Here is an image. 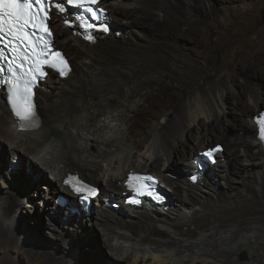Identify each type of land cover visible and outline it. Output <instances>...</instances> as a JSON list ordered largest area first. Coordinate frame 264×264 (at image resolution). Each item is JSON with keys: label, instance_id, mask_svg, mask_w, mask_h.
Wrapping results in <instances>:
<instances>
[{"label": "bare ground", "instance_id": "bare-ground-1", "mask_svg": "<svg viewBox=\"0 0 264 264\" xmlns=\"http://www.w3.org/2000/svg\"><path fill=\"white\" fill-rule=\"evenodd\" d=\"M203 1L102 0L107 21L130 30L116 38L111 33L119 26L111 23L115 29L98 33L91 44L54 19L55 45L67 49L57 47L70 73L63 80L51 73L35 88L34 128L18 129L0 92V152L16 159L13 166L1 153L0 167L7 171L2 178L23 187L43 179L45 187H32L43 216L69 251L87 244L91 263L109 254L105 264H264V148L252 123L263 110L264 94L249 81L259 73L246 45L221 41L234 32L239 16L216 21L222 14ZM126 6L129 11L121 9ZM260 32L264 45V28ZM215 48L218 61L212 65ZM186 51L203 62L190 60ZM237 85L246 87L241 96L248 103L237 110L239 118L249 119L242 137L230 136L225 116L228 92ZM218 141L225 145L219 162L198 171L197 153ZM17 159L24 167L16 169ZM129 172L161 179L169 197L162 209L122 204ZM69 174L100 189L88 213L72 198L65 208L55 204ZM167 188H173L171 195ZM21 189L0 194V248L7 239L23 241L16 216L29 193ZM87 225L100 234L99 244ZM66 258L47 255L32 264H73Z\"/></svg>", "mask_w": 264, "mask_h": 264}, {"label": "rangeland", "instance_id": "rangeland-1", "mask_svg": "<svg viewBox=\"0 0 264 264\" xmlns=\"http://www.w3.org/2000/svg\"><path fill=\"white\" fill-rule=\"evenodd\" d=\"M203 2L205 4L207 2L209 6H211V4H212V7L215 10L219 11V15L222 14V16L221 15L220 16L218 15L219 17L217 16L218 18H216V19H218V20H216V21L222 20L224 16H226V17H228L230 15L237 16V17L239 16V19L237 22L238 26L234 30L235 33L233 32L232 34H228V35L224 36L221 41H222L223 45L228 44V43H233V42H241V43H244L246 45V50L248 51L249 58H250L249 62L251 63V65L256 70H258V73H259L258 77L256 76L253 80H249V81L251 84L260 88L261 92H263V94H264V45L262 44L263 43L262 35L258 36V34L261 33L260 31L264 28V22L262 21L261 15H260L261 10L264 8V0H213V1L212 0H204ZM121 9H123L125 11H129L130 7H128V6H126V8L121 7ZM223 10H225L226 12H224ZM140 19H142V18L137 17L136 20L137 21L139 20V22H141ZM108 22L110 24L114 23L117 26H119L116 28V31H115L116 34L111 33L112 35H115L116 38L120 37L118 35H122L125 32H127L128 30H130L124 24L113 21L110 18H109ZM134 27L135 26L133 25L131 28L134 29ZM119 30H121V31L119 32ZM63 31H67V30L63 29ZM141 31L143 33H145L147 36H151L150 32L147 31V29L146 30L142 29ZM218 37H219V34H217L214 38H218ZM248 46H249V48H248ZM56 47H61L64 52H67V49L64 46H61V44H59V43L58 44L56 43ZM218 49H220V48H215L212 51L211 57L209 58L212 65H214L218 61V56H217L218 55ZM66 54H68V53H66ZM186 54H187V57L192 61H196V60L200 59L198 57V55L196 53H194L193 51L192 52L186 51ZM199 61L203 62L202 59ZM199 61H198V64H199ZM242 90H246V87H245V89H243L240 85H237L234 90H230L228 92L229 100L226 103L227 108L225 111V116L229 120H231L232 127H230V128L232 130L229 129L230 136H232L234 134H238L240 137H242L240 132H242L243 130H246L245 125H247V122L249 121V119H246V118L241 119L237 115V110L239 108H243V106L246 107L248 105V103H246L244 98L241 96ZM110 101H111L110 103L112 104V100H110ZM244 102H245V105L243 104ZM262 109H264V107ZM256 113L257 112H255V114ZM241 124L242 125L244 124V126H240ZM235 125H238L240 127H235ZM216 143L221 144L223 146V148H225V145L221 141L220 142L218 141ZM213 144H215V142L210 143L208 147H210ZM1 153H3L4 160L7 161L9 164L16 162V159L13 160L11 158L10 154L8 153V155H7L3 149L1 150L0 155H1ZM237 159H239L240 161H243V159L240 157H237ZM17 162L19 164L16 166V169L24 167L22 159H17ZM251 162L256 163L257 161L254 159H251ZM14 163L12 164L13 166H14ZM1 167H0V169H2V171L0 170V194H1V192L3 193L5 191H7L8 187H11V188H17L18 187L19 188V186H20L22 189H24V190L21 189L22 191H24L26 194L29 193L28 194L29 196L27 197L25 202L21 205L22 207L19 209V212L17 213V216H16V218L18 220L16 222V228L18 229V231L22 235V240L24 242L22 241V242L15 243L14 241L7 239L2 244V248H0V264H32L33 260L34 261L35 260L41 261L47 255H51L54 258H60L62 256L64 258L70 257L73 264H80V262H81V264L82 263L83 264H87V263L90 264L91 263L90 259H87V256H86V254L88 253L87 252L88 248L86 246L87 244H85L83 246H80V245L77 246L76 245L77 247H74V248H73L74 245L71 244L73 246L69 247L70 248V251H69L68 248L66 247V245H64V243L61 242L57 238L58 232H56V231L54 232L51 230V227L47 222L46 216L45 215L43 216L44 207L39 205L41 202V199L38 197V193H35L34 192L35 190L33 189L37 185H42V187H45L44 183H40L43 179L42 180L41 179L35 180L33 182V184H35L34 187H33V184L25 185L23 187V185L20 184L21 182L19 183V185H17L18 182L16 180L13 181V183H14L13 184L12 181L10 182L9 179L2 178L3 173L4 172L7 173V171L4 167L3 168H1ZM210 168H212V167H210ZM214 168H217V167H214ZM190 174H191L190 176L195 175L194 172H192ZM174 180H175V182L182 184V182L178 181L176 178H174ZM31 188H32V190H31ZM263 188H264V186H263ZM167 189L169 190L170 195H171L173 188L172 189L167 188ZM34 193H35V195H34ZM263 197H264V193H263ZM26 205H28L32 208H29ZM111 205L113 206V204H111ZM115 205H116V207L118 206L117 204H115ZM20 221H21V223L19 224ZM85 228L90 230L93 238L96 241L95 244H99L97 242V240H98L100 234L99 233L97 234V231L93 230L92 227H90L89 225H87V227H84V229ZM32 250L34 253L36 252L37 254H33V256H32V254L30 253V251H32ZM259 252L261 254H264V251L263 250L261 251V249L259 250ZM68 253H69V255H68ZM64 254H65V256H64ZM108 255L109 254H107V258L105 257L106 255H104L102 261H99L97 263H91V264H105V263L111 261V259H109L110 256H108ZM239 258L242 261H244L246 259V255L244 253H241L239 255Z\"/></svg>", "mask_w": 264, "mask_h": 264}, {"label": "snow or ice", "instance_id": "snow-or-ice-1", "mask_svg": "<svg viewBox=\"0 0 264 264\" xmlns=\"http://www.w3.org/2000/svg\"><path fill=\"white\" fill-rule=\"evenodd\" d=\"M66 2L72 7L91 12L93 19H101L100 16H97L96 10L90 7L97 4L99 0H66ZM48 3L49 0H0V41H4L5 37L8 38V44L17 41L18 44L12 47V52L19 54L23 48L25 55L22 57L18 55L17 58L31 65V67L25 70L14 59L12 65L9 66L11 70L9 103L21 129L37 126L34 102L35 93L33 91L37 79L36 74L38 73L40 77L46 76L47 72L44 71L45 66L57 70L61 76H66L70 71L66 60L59 52L54 53V59H46V57L53 55L50 47H48L50 41L47 39V37L52 35L48 26L50 12ZM34 4L39 5V8L34 9ZM56 7L59 8L61 13L66 10L64 4H57ZM41 13H43L42 16ZM87 27L91 28L93 25L89 24ZM104 30L106 31L107 28L105 27ZM38 32L44 33V35L37 36ZM34 37L36 39H33ZM91 38L89 36V39ZM17 69L20 70V74H18ZM4 71V69H0V74ZM257 125L260 139L264 140V116L257 119ZM216 151H219V149L217 148ZM206 155L212 156L213 152L209 151ZM143 179L152 178L131 176L129 178L130 186L136 187V191L140 195L150 194L141 190L144 188L142 183L139 186L136 185V182ZM69 182H74L77 185L80 184L79 180L75 179ZM75 190L77 192H86L88 196L96 194L93 189L83 185L76 187Z\"/></svg>", "mask_w": 264, "mask_h": 264}, {"label": "clouds", "instance_id": "clouds-1", "mask_svg": "<svg viewBox=\"0 0 264 264\" xmlns=\"http://www.w3.org/2000/svg\"><path fill=\"white\" fill-rule=\"evenodd\" d=\"M102 1V0H101ZM104 7V6H103ZM104 9L105 10H107L108 11V9L107 8H105L104 7ZM107 25H108V23H107ZM109 31H110V29H109ZM91 44V43H90ZM264 111V109L263 110H261L259 113H257V114H255L254 116H253V119H252V123H253V125H254V127H255V130H256V140L262 145V147L264 148V144H263V142H262V140L259 138V130H258V126L256 125V123L254 122L255 121V119H256V117H258L262 112ZM216 146H219L220 148H221V150L222 151H220L219 153H217V154H214V156H215V163L214 164H211V165H207V166H215L218 162H219V159H218V154H220V153H222L223 152V150H224V148H223V146L221 145V144H218V143H215V144H213V145H211V147H208V148H206V149H213L214 147H216ZM205 149V150H206ZM204 151V150H203ZM200 152H202V151H200ZM199 153V152H198ZM198 153H197V155H198ZM197 157V156H196ZM194 165L196 166V168L198 169V171H204V167L202 168V169H200V166L199 165H197V163H196V161H195V159H194ZM150 174V173H149ZM154 175V174H153ZM156 176V175H155ZM193 176H195L196 178H198L197 177V174H195V175H193ZM193 176H189V180H190V178L191 177H193ZM157 177V176H156ZM159 178V177H158ZM160 179V178H159ZM160 181H161V179H160ZM190 182H192L191 180H190ZM193 183V182H192ZM164 186V185H163ZM164 189H165V187H163ZM167 191H169V190H167ZM162 194H163V197L166 199V202L165 203H167V198L165 197L166 195L168 196V194H167V192H164L163 190H162ZM163 205V204H162ZM162 205H160V206H152V207H149V208H152V209H157V208H163L162 207ZM130 209H138V208H130Z\"/></svg>", "mask_w": 264, "mask_h": 264}, {"label": "water", "instance_id": "water-1", "mask_svg": "<svg viewBox=\"0 0 264 264\" xmlns=\"http://www.w3.org/2000/svg\"><path fill=\"white\" fill-rule=\"evenodd\" d=\"M260 15H261L262 21L264 22V8L261 10ZM108 26H109L110 31L111 30L113 31L115 29L114 26L110 23H108ZM165 197L167 198V200H169V197L167 195Z\"/></svg>", "mask_w": 264, "mask_h": 264}]
</instances>
